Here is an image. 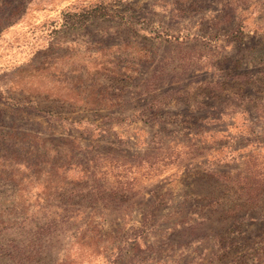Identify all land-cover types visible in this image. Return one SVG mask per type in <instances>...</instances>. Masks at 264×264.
I'll use <instances>...</instances> for the list:
<instances>
[{
    "label": "rangeland",
    "instance_id": "rangeland-1",
    "mask_svg": "<svg viewBox=\"0 0 264 264\" xmlns=\"http://www.w3.org/2000/svg\"><path fill=\"white\" fill-rule=\"evenodd\" d=\"M0 144V264H264V0H0Z\"/></svg>",
    "mask_w": 264,
    "mask_h": 264
},
{
    "label": "trees",
    "instance_id": "trees-1",
    "mask_svg": "<svg viewBox=\"0 0 264 264\" xmlns=\"http://www.w3.org/2000/svg\"><path fill=\"white\" fill-rule=\"evenodd\" d=\"M0 145H2V144H0ZM261 181V183H264V180H260ZM248 191H251V187L250 186H248ZM245 189V186L244 187H240V190H244ZM243 196H245L246 195V193H241ZM240 206V204H237V203H234V205L233 206H229V209H231L230 210V212H229V210L227 209V216H232L233 214H234V211H233V208L235 209V208H237V207H239ZM231 247H228V250L230 249ZM228 250H226L225 252H227Z\"/></svg>",
    "mask_w": 264,
    "mask_h": 264
}]
</instances>
